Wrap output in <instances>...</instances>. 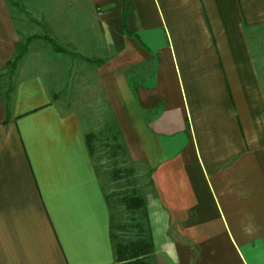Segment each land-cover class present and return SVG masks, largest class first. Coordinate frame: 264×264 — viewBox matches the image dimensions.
Returning <instances> with one entry per match:
<instances>
[{"label": "crops", "instance_id": "obj_1", "mask_svg": "<svg viewBox=\"0 0 264 264\" xmlns=\"http://www.w3.org/2000/svg\"><path fill=\"white\" fill-rule=\"evenodd\" d=\"M89 6L114 135L150 171V264H264V0ZM18 37L0 0V264H118L88 132L9 65Z\"/></svg>", "mask_w": 264, "mask_h": 264}, {"label": "rangeland", "instance_id": "obj_2", "mask_svg": "<svg viewBox=\"0 0 264 264\" xmlns=\"http://www.w3.org/2000/svg\"><path fill=\"white\" fill-rule=\"evenodd\" d=\"M92 1L10 0L19 34L16 50L22 54L18 74L42 75L58 106L75 109L86 131L95 134L92 153L100 170L104 192L113 193L124 185L136 184L143 195L149 194L148 168L136 166L126 153H114L111 147L114 145L111 141L115 131L114 115L110 114L101 80L109 52L105 48L103 31L93 22L97 13L89 6ZM124 20L123 28L126 27ZM11 77L12 74L8 78ZM129 166L134 169L130 183L128 179L111 181L116 168L126 170ZM147 263L150 264L149 258Z\"/></svg>", "mask_w": 264, "mask_h": 264}, {"label": "trees", "instance_id": "obj_3", "mask_svg": "<svg viewBox=\"0 0 264 264\" xmlns=\"http://www.w3.org/2000/svg\"><path fill=\"white\" fill-rule=\"evenodd\" d=\"M124 30L125 34L133 35L130 34L131 32H129L126 27H124ZM21 55V53L16 52L14 60L9 65L12 67L14 66L13 64H17ZM113 136L111 140L114 142V145H111L114 150L113 152L117 153V151H121L124 155L125 147L116 139L115 135ZM94 139H96V136L92 132L85 134L88 152L100 179V170L96 166V159L92 153L94 149L91 143ZM133 175L134 169L131 166L126 170L125 168H116L112 176L113 180L111 179V181L120 182L123 179H128L127 182L130 183L131 180L129 181V179L133 177ZM149 183L152 184L150 177ZM122 187L117 191L113 190L116 191L113 193L104 192L106 205L110 210V225L108 231L113 247L114 261L118 264H148L147 259L149 254L153 251V243L151 242L152 236L146 212L145 195L141 193L139 186L136 184H127ZM103 190L105 191L104 187Z\"/></svg>", "mask_w": 264, "mask_h": 264}]
</instances>
